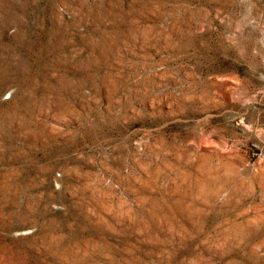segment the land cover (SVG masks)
Returning <instances> with one entry per match:
<instances>
[{
    "label": "rangeland",
    "instance_id": "1",
    "mask_svg": "<svg viewBox=\"0 0 264 264\" xmlns=\"http://www.w3.org/2000/svg\"><path fill=\"white\" fill-rule=\"evenodd\" d=\"M0 264H264V0H0Z\"/></svg>",
    "mask_w": 264,
    "mask_h": 264
}]
</instances>
